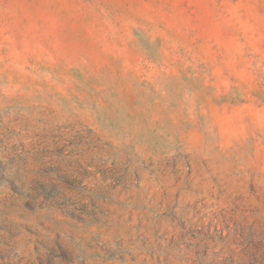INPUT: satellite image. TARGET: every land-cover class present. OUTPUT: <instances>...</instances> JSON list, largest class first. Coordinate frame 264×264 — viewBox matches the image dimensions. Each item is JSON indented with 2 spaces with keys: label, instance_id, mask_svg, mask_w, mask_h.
<instances>
[{
  "label": "rangeland",
  "instance_id": "obj_1",
  "mask_svg": "<svg viewBox=\"0 0 264 264\" xmlns=\"http://www.w3.org/2000/svg\"><path fill=\"white\" fill-rule=\"evenodd\" d=\"M0 264H264V0H0Z\"/></svg>",
  "mask_w": 264,
  "mask_h": 264
}]
</instances>
